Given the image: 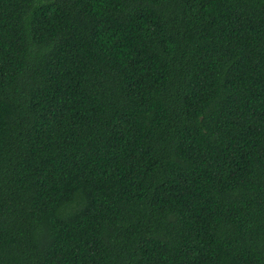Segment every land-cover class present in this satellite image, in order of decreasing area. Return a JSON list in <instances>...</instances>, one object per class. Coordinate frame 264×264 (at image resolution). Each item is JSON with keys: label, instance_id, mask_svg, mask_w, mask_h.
<instances>
[{"label": "trees", "instance_id": "16d2710c", "mask_svg": "<svg viewBox=\"0 0 264 264\" xmlns=\"http://www.w3.org/2000/svg\"><path fill=\"white\" fill-rule=\"evenodd\" d=\"M0 264H264V0H0Z\"/></svg>", "mask_w": 264, "mask_h": 264}]
</instances>
